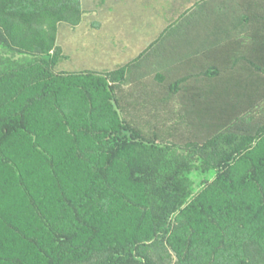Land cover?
<instances>
[{
    "label": "rangeland",
    "instance_id": "374dc122",
    "mask_svg": "<svg viewBox=\"0 0 264 264\" xmlns=\"http://www.w3.org/2000/svg\"><path fill=\"white\" fill-rule=\"evenodd\" d=\"M76 1L71 20L42 28L38 38L15 41L0 28L1 115L23 111L28 125L0 146V264L26 253L21 234L39 232L27 194L39 202L44 194L41 206L59 211L62 191L77 193L100 160L96 140L80 129L110 128L121 117L145 137L184 145L219 131L252 134L264 125V0ZM45 51L56 58L48 85L39 62ZM121 67L120 80L114 73ZM213 69L216 75L206 74ZM87 74L112 83L114 100L105 91L92 92ZM219 102L224 107L210 117L213 131L203 134L191 117L219 108ZM260 157L264 136L235 161L233 190L198 179L204 210L231 213L216 227L203 224L200 212L175 216L165 264H237L245 247L264 251L263 220L255 214L259 194L239 181ZM126 160L110 175L118 194L95 240L98 247L115 238L151 239L150 220L136 207L142 190L127 179ZM83 241H74L78 253Z\"/></svg>",
    "mask_w": 264,
    "mask_h": 264
},
{
    "label": "trees",
    "instance_id": "16d2710c",
    "mask_svg": "<svg viewBox=\"0 0 264 264\" xmlns=\"http://www.w3.org/2000/svg\"><path fill=\"white\" fill-rule=\"evenodd\" d=\"M76 13V0H0V28L15 41L32 40L38 38L42 28L52 29L58 21L71 20ZM39 59L48 85L54 78L51 65L56 58L45 51ZM124 73L125 67H121L114 74L120 79ZM206 74L216 75V70H208ZM87 75L91 79L92 92L113 94L112 83L103 81L102 76ZM178 84L179 81H176L171 88L175 90ZM111 98L114 100L113 95ZM2 106L0 101V146L10 137L28 129L23 111L2 117ZM217 106L219 108L208 113L204 111L208 115L203 112L191 117L203 134L213 131L210 126L212 118L223 110L224 104L219 102ZM80 130L96 140L95 151L100 160L92 165V171L77 193L69 196L62 191L65 203L59 211L50 212L41 206L46 197L44 194L39 197L41 202L27 194L35 217L39 218V232L36 236L21 234L27 241L26 253L7 257L8 263L165 264V246L172 235L175 216L200 212L206 220L203 224L216 227L219 218L231 213L232 209L215 210L212 206L208 207L209 213L204 210L207 206L200 201L196 190L198 179H201V184L215 185L223 190L235 189L232 176L235 161L245 158L254 142L264 136V125H261L252 134L219 131L202 142L194 140L184 145H170L158 141L156 137H145L121 117L110 128ZM127 157V179L142 190L143 201L136 207L150 220L151 239L133 237L119 241L115 238L111 244L98 247L95 240L106 223L105 215L114 210V207L109 208V204L118 194L110 183V175L117 162ZM210 178L213 180L210 181ZM239 181L256 188L259 198L255 214H261L264 231V185L261 183L264 181V157L251 164ZM58 183L60 185V181ZM133 204L129 202V205ZM244 206L240 204L239 208ZM80 236L84 240L83 253H78L73 245ZM245 248L240 250L237 264H264V251L251 253L248 247ZM90 256L93 258L89 259ZM211 258L210 262H213L214 256Z\"/></svg>",
    "mask_w": 264,
    "mask_h": 264
}]
</instances>
